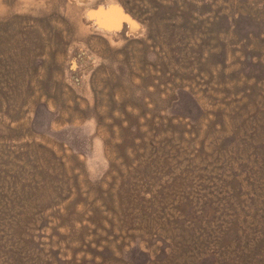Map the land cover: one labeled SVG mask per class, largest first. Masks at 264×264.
<instances>
[{
	"label": "rangeland",
	"instance_id": "374dc122",
	"mask_svg": "<svg viewBox=\"0 0 264 264\" xmlns=\"http://www.w3.org/2000/svg\"><path fill=\"white\" fill-rule=\"evenodd\" d=\"M0 264H264V0H0Z\"/></svg>",
	"mask_w": 264,
	"mask_h": 264
},
{
	"label": "bare ground",
	"instance_id": "6f19581e",
	"mask_svg": "<svg viewBox=\"0 0 264 264\" xmlns=\"http://www.w3.org/2000/svg\"><path fill=\"white\" fill-rule=\"evenodd\" d=\"M106 18L105 21L103 22V28L106 29H113V28H118L119 26L121 27V24L123 22L128 23L130 29L135 28V23L132 21L129 17L124 15L120 10H117L115 8H109L107 12L104 13ZM119 27V28H120Z\"/></svg>",
	"mask_w": 264,
	"mask_h": 264
}]
</instances>
